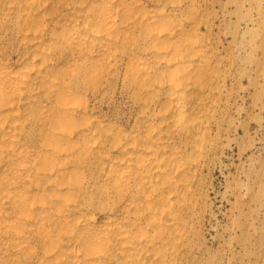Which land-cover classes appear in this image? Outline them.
<instances>
[{
  "label": "bare ground",
  "instance_id": "1",
  "mask_svg": "<svg viewBox=\"0 0 264 264\" xmlns=\"http://www.w3.org/2000/svg\"><path fill=\"white\" fill-rule=\"evenodd\" d=\"M250 2L240 58L207 0H0V264H203Z\"/></svg>",
  "mask_w": 264,
  "mask_h": 264
},
{
  "label": "rangeland",
  "instance_id": "2",
  "mask_svg": "<svg viewBox=\"0 0 264 264\" xmlns=\"http://www.w3.org/2000/svg\"><path fill=\"white\" fill-rule=\"evenodd\" d=\"M207 5L218 13L216 36L235 32L231 50L242 58L259 25L246 28V18L257 17L253 4L207 0ZM229 41L230 36L224 46ZM243 68L248 69L245 63L242 75ZM231 89L225 130L207 175V215L196 255L203 264H264V82L259 77L252 85L243 77ZM118 103L124 110L123 100Z\"/></svg>",
  "mask_w": 264,
  "mask_h": 264
}]
</instances>
